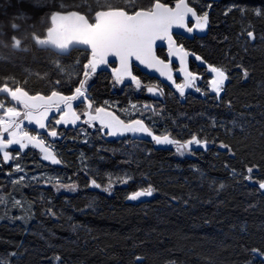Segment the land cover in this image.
<instances>
[{"label":"trees","instance_id":"16d2710c","mask_svg":"<svg viewBox=\"0 0 264 264\" xmlns=\"http://www.w3.org/2000/svg\"><path fill=\"white\" fill-rule=\"evenodd\" d=\"M110 2L131 14L155 0L135 5ZM187 2L198 11V6L206 8L209 22L202 33L181 42L204 64L225 70L228 80L221 96L199 84L198 93L181 99L169 82L143 75L135 67L131 71L141 82L139 88L128 81L116 84L110 71L101 69L90 74L86 90L94 108L137 104L143 118L129 121L140 119L154 134L181 142L196 135L207 141V147L197 146L181 155L151 140L107 139L99 128L57 127L51 121L48 128H55L58 137L41 136L62 163L48 164L37 151L26 149L17 151V164L31 175L51 176L52 183L5 182L14 161L5 164L0 155L3 264H264V191L255 182L264 181V0ZM102 4L103 0H0V30L5 33L0 86L7 82L13 90L18 86L30 95H50L54 90L73 94L90 54L78 49L57 53L36 45L31 35L46 38L53 12L75 10L92 21L95 11L107 10ZM257 9L262 13L259 17ZM12 23L20 26L15 33L23 41L19 49L10 46ZM247 31L254 32V41ZM157 55L163 58L161 50ZM58 61L65 71L58 69ZM188 69L203 79L207 76L205 66L194 60ZM173 80L180 83L181 78ZM149 85L159 86L163 95L150 97ZM0 96L9 101L6 94ZM127 139L140 141L146 154L126 157L113 151L129 147ZM221 143L228 147L221 148ZM248 167L254 168L252 182L243 178L249 175ZM106 173L128 174L132 179L114 183L109 193L102 190L109 183ZM56 179L75 185L76 190H57ZM93 181L102 187H93ZM149 185L155 189L151 197L126 198ZM12 199L27 207L21 213L24 223L19 222Z\"/></svg>","mask_w":264,"mask_h":264},{"label":"snow or ice","instance_id":"6c2138e0","mask_svg":"<svg viewBox=\"0 0 264 264\" xmlns=\"http://www.w3.org/2000/svg\"><path fill=\"white\" fill-rule=\"evenodd\" d=\"M99 2V0H98ZM128 4H138L140 0H125ZM62 8L66 7L61 5ZM103 8L107 10H97L94 14V22L78 11L67 12H53L50 16L51 26L46 31V38L39 34L33 33L31 38L35 41L36 45L52 48L57 53H67L73 46L83 45L90 49V58L87 63L83 65V79L79 80L78 86L74 88V93L71 95H63L58 91H52L50 95L36 94L30 95L28 91L23 90L21 87H15L14 90L5 82L0 86V94L6 93L15 102L12 106H6L0 102V110L3 115L0 116V154H2L3 163L7 164L15 157L6 149L12 145H18L19 151H23L29 145L34 148H39L41 151L42 159L49 161L52 165H59L62 163L58 158L55 148L46 143L43 138H38L37 135L30 134L29 131L22 127L26 120L28 123H35L40 129L46 130L47 135L52 138L58 137V132L55 128L49 129L45 121L48 120L49 113L52 110L61 113L59 119L55 120V124L59 125L64 123L75 124L81 119L80 115L74 110L73 102L83 98L82 102L86 105L83 116L87 117L83 122L92 127L93 121H98L101 129H107V135L116 136L123 135L125 132L142 133L151 137L152 141L157 145H174L176 152L183 155L186 151L191 153L193 145L206 148L207 141L198 139L193 135L189 140L181 142L172 138L170 135H157L145 125V123L136 119L131 122H125L106 112L103 107H95L94 114L92 109L94 107L91 98L87 95L86 85L90 74H94L101 65L108 63V57H115L119 61V68L113 70V76L116 84H121L125 78L131 80L138 88L141 82L131 71V61L134 59L141 65L148 69H153L160 74L161 77L167 78L172 81L176 90L181 96L185 95L186 88L194 87V82L197 76L188 71L185 63V57L188 55L183 48L177 47L172 38L171 29L173 27L184 28L188 32H192L193 28L188 27L186 18L192 17L195 20V28L203 31L209 22L208 13H198L193 7L189 5L186 0H178L175 7H169L165 4L155 0V2L148 8L141 7L133 13H129L127 9H120L114 7L110 0H103ZM235 7V6H233ZM232 9H229L231 11ZM242 13L244 10H241ZM227 14V13H226ZM257 17L262 13L259 9L255 11ZM19 25L16 23L11 24L13 34L11 35V47L14 49L21 48L22 38L18 37L15 33L19 31ZM5 33L0 30V45H4ZM247 36L250 40L256 39L253 31H247ZM24 39H27L25 37ZM157 40H166L169 47V55H176L180 61V71L184 73V83H175L173 80L169 64L156 57L153 51V46ZM7 46V45H5ZM197 60L201 58L196 57ZM239 66V65H238ZM57 67L60 71H65L57 62ZM209 71L214 74V77L209 81L211 90L219 97L223 90L224 83L228 79L224 69L219 67H210ZM71 78V73L68 74ZM247 71H245V77ZM14 80V78H13ZM59 84L60 81H57ZM147 91L153 95H163V89L157 85L147 88ZM196 91H200L197 87ZM6 97L0 96V101L5 100ZM21 107L23 111L18 110ZM135 109L136 105H132ZM146 108L149 106H145ZM4 117H7L5 119ZM3 133H7L5 139ZM221 148L228 146L221 143ZM16 172L22 171L20 165H16ZM253 167L247 168V173L244 180L253 181L252 173ZM25 179L24 176L19 178L20 181ZM132 179L131 176L125 174L123 177H116L113 180L109 178L107 187H103L105 192L111 191L114 183L127 184ZM54 178H48V182L52 183ZM19 181L14 180L13 183ZM259 184V189L264 190V181H255ZM54 186L57 190L64 188L65 190L75 191V185L64 184L56 179ZM93 187L101 188L100 184L93 181ZM224 187L223 184L220 185ZM155 189L149 185L137 191L130 193L126 198L128 200L136 201L141 197H151ZM2 202V198H0ZM19 204V201H16ZM253 252L258 250L253 249ZM136 259H141L137 257ZM59 260V257H56ZM0 264H3L0 259Z\"/></svg>","mask_w":264,"mask_h":264},{"label":"rangeland","instance_id":"374dc122","mask_svg":"<svg viewBox=\"0 0 264 264\" xmlns=\"http://www.w3.org/2000/svg\"><path fill=\"white\" fill-rule=\"evenodd\" d=\"M199 7V9L201 10V13H204V12H206V8H204L203 6H198ZM208 25V24H207ZM207 25H206V27L204 28V30L207 28ZM203 30V31H204ZM203 31H200L199 33H202ZM39 46V45H38ZM42 47H44V46H42ZM184 51H186L185 49H184ZM187 52V51H186ZM188 53V55L185 57V63H186V67H187V69H188V64H189V62L191 61V60H194V61H196L197 62V64L198 65H202V66H205V73H207V76H206V78L205 79H203L201 76H198V75H196L197 76V80L194 82V87H192V88H186L185 89V95L184 96H181L180 94H179V92L176 90V92L181 96V99H183V98H185V96H187L189 93H192V94H196V93H198L199 91H196V88L198 87V85L200 84V85H202L203 86V89H205L208 93H211V94H213V95H215L216 96V94H215V92H213L212 90H211V86H210V84H209V81L214 77V74L212 73V72H210L209 71V68L210 67H212V66H209V65H206V64H204L201 60H197L196 59V57L193 55V54H191V53H189V52H187ZM174 58L177 60V63H178V66H177V70H176V74L181 78V81H180V83H184V80H185V76H184V73L183 72H181L180 71V61H179V59H178V57L176 56V55H174ZM101 69H108L109 71H110V73L113 75V70L115 69V68H112V67H107V66H105V65H101L98 69H97V71L98 70H101ZM96 71V72H97ZM188 71H190L189 69H188ZM95 72V73H96ZM94 73V74H95ZM193 74V73H192ZM92 75V74H91ZM195 75V74H194ZM113 78H114V76H113ZM166 82H169L175 89H176V87H175V85H174V83L172 82V81H169L167 78L166 79H164ZM228 80V79H227ZM227 80L225 81V83H224V86H225V84H226V82H227ZM126 81H128V82H131V80L130 79H128V78H125V80L121 83V84H123L124 82H126ZM120 84V85H121ZM224 88V87H223ZM222 92H223V90L221 91V93H220V96H221V94H222ZM4 94H6V93H4ZM148 94H149V96L150 97H152V98H154V99H158V98H160L161 97V95H153V94H151V93H149L148 92ZM7 95V94H6ZM8 99H9V101H0V102H3L6 106H12L13 104H15V102L14 101H12L11 100V97H9L8 96ZM82 100H83V98H80V99H78L77 101H74L73 102V106H74V110L77 112V114L78 115H80V117H81V119L80 120H78L75 124H72V123H68L67 125H65L64 123H61V124H59V125H56L57 127H72V126H79V125H88V124H86V123H84L83 121L84 120H86L87 119V117H85V116H83V112H84V110L86 109V105L82 102ZM110 107H112V108H110V109H108V108H104L105 109V111L106 112H110V113H112V115H114V116H116L117 118H118V116H117V114L116 113H120V114H122L126 119H125V122H131V121H129V119L131 118V117H141V118H143L142 116L144 115L143 113H142V110H141V108H140V106L139 105H137V104H134V103H130V104H128V105H126V106H124V107H121L120 106V104L119 103H111V104H108ZM132 105H136V108L134 109L133 107H132ZM18 107V110H20L21 112L23 111V109L21 108V107H19V106H17ZM94 107H93V109L91 110L92 111V113L94 114ZM116 113H115V112ZM0 112H1V116L3 115V112H2V110H0ZM143 114V115H142ZM60 116H61V113L60 112H57V111H55V110H52L50 113H49V116H48V120L47 121H45V123L47 124V126H49V123H51V121H53L54 122V124H55V120H57V119H59L60 118ZM5 119H7V117H4ZM119 119V118H118ZM145 119H147V118H145ZM92 128H99L101 131H102V133L105 135V137L107 138V139H116V138H130V139H136V140H151L152 141V139H151V137H149V136H146V135H144V134H142V133H132V132H125L123 135H116V136H109V135H107V129H101V125H100V123L98 122V121H93L92 122ZM89 126V125H88ZM22 127L23 128H25V130H27V131H29L30 132V134H33V135H37L38 136V138H43V136H41V134L42 133H44V134H46L47 133V131L46 130H43V129H40L35 123H28L26 120L24 121V123L22 124ZM49 129H51V128H49ZM3 136H4V138L6 139L7 138V133H3ZM49 137V136H48ZM83 137H84V143L85 142H87V133H85V132H83ZM51 140H53L54 138H52V137H49ZM44 139V138H43ZM128 143L130 142V140L128 141V139L126 140ZM47 143V142H46ZM131 144H130V146L129 147H127V146H119V148H117V150H113V151H115L116 153H118V154H120V155H123V156H126V157H131V156H134V155H136V153H142V154H146V151H145V149H143V147H142V145H141V143H140V141H135V142H130ZM153 143L155 144V142L153 141ZM155 146H157V147H161V148H175V146L174 145H157V144H155ZM26 149H32V150H35V151H37L38 153H39V155H40V159L42 160V161H44V162H46V163H48V164H51L49 161H45V160H43L42 159V153H41V151L39 150V148H34V147H32L31 145H29ZM26 149H24V150H26ZM176 149V148H175ZM11 150H14V151H12V152H10ZM23 150V151H24ZM6 151H8V152H10L15 158L13 159V160H11L10 162H13V166H12V173L11 174H5V177H7L6 178V180H5V182H10V183H12L14 180H16V181H19L20 182V180H19V178L21 177V176H24L25 177V179L23 180V181H26L27 183H35V182H38V181H40V180H47L48 181V178H52L51 176H49V175H31V174H29L24 168H22L21 166V168H22V171H20V172H16L14 169H15V166L16 165H19V164H17V158L19 157V153L17 152V151H19V146L18 145H12V146H10L8 149H6ZM1 156H2V154H0ZM52 165V164H51ZM105 176H107V178H116V177H118L119 175H117V174H115V173H106L105 174ZM119 177H123V176H119ZM18 182V183H19ZM13 200V199H12ZM7 202L8 201V198H6L5 196L3 197V202ZM16 201H19V200H13V206L14 207H16V212H18V213H20V216L21 217H19L18 219L20 220H18L19 222H21V223H24V221H23V216H22V212L24 213V212H26L27 211V207H25L24 206V202H22V204L21 203H19V204H17L16 203ZM20 202V201H19Z\"/></svg>","mask_w":264,"mask_h":264},{"label":"water","instance_id":"95a60500","mask_svg":"<svg viewBox=\"0 0 264 264\" xmlns=\"http://www.w3.org/2000/svg\"><path fill=\"white\" fill-rule=\"evenodd\" d=\"M186 2H187V0H186ZM163 4H165V3H163ZM175 4L173 5V8L175 7ZM165 5L171 7L168 4H165ZM90 22H94V16L92 18V21H90ZM188 22L195 23V20L192 17L189 16V17L186 18L187 26H188ZM170 31H171V34H172V38H173V40L175 41V44H176L175 37L190 38V37L193 36L194 33H196L197 30L195 28H193L192 32H188L184 28L173 27ZM74 49L83 50V51H86V52H88L90 54V49H88L86 46H83V45L73 46L70 50H74ZM160 49H169L168 43H167L166 40H157L155 45L153 46V51H154V54L156 55V57L161 59V60H163L162 58H160L157 55V51L160 50ZM107 59H108V63H106L105 65H114L116 68H119V66H120L119 65V61L115 57L109 56ZM163 61L169 64V67L171 69V74H173V69H172L171 62H168V61H165V60H163ZM133 67L137 68L142 74H144V75H146L148 77L166 79L165 77H161L160 74L158 72H156L155 70L146 68L145 66L141 65L138 61H136L134 59L131 61V69ZM191 147H192L193 150L197 149V146H195V145H193ZM262 191H264V190H262Z\"/></svg>","mask_w":264,"mask_h":264},{"label":"flooded vegetation","instance_id":"af4514ba","mask_svg":"<svg viewBox=\"0 0 264 264\" xmlns=\"http://www.w3.org/2000/svg\"><path fill=\"white\" fill-rule=\"evenodd\" d=\"M176 2H178V0H176V1H173V2H171L170 4H168V5H170L171 7H173V5L176 3ZM192 6V5H191ZM193 7V6H192ZM194 8V7H193ZM195 9V8H194ZM198 13H201V10H197V9H195ZM202 14V13H201ZM188 26L189 27H193V28H195V23H193V22H188ZM208 26V25H207ZM197 31H196V33H194L193 34V36L192 37H190V38H185V37H175V40H176V46L177 47H181V48H183V49H185V47L183 46L184 44L181 42V41H186V42H188L189 40H192V38H194L195 36H197L198 34H199V32L201 31V30H199V29H197V28H195ZM161 51H162V53H163V60H165V61H168V62H171V65H172V69H173V74H172V77L174 78L175 76H178L175 72H176V68H177V66H178V63H177V60L174 58V55H172V56H170L169 55V49H160ZM186 50V49H185ZM187 51V50H186ZM188 52V51H187ZM105 66H109V67H112V68H115L116 69V67L114 66V65H105ZM132 70V69H131Z\"/></svg>","mask_w":264,"mask_h":264},{"label":"bare ground","instance_id":"6f19581e","mask_svg":"<svg viewBox=\"0 0 264 264\" xmlns=\"http://www.w3.org/2000/svg\"><path fill=\"white\" fill-rule=\"evenodd\" d=\"M134 75V74H133ZM144 75V74H143ZM138 77V76H137ZM150 86V85H149ZM147 88V87H146ZM118 103V102H117ZM123 103V102H122Z\"/></svg>","mask_w":264,"mask_h":264}]
</instances>
